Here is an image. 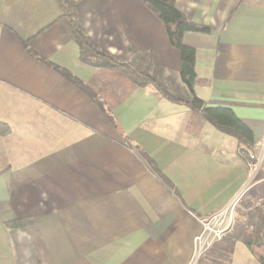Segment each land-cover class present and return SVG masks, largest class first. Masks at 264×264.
<instances>
[{"label": "crops", "instance_id": "obj_1", "mask_svg": "<svg viewBox=\"0 0 264 264\" xmlns=\"http://www.w3.org/2000/svg\"><path fill=\"white\" fill-rule=\"evenodd\" d=\"M174 2L211 27L184 34L196 48V94L207 108L232 109L256 144L201 115L190 131L187 104L81 61L58 0H0V121L9 126L0 135V264H194L202 218L238 197L236 216L264 210V0ZM77 8L100 49L148 72L155 52L158 79L188 97L180 51L145 0ZM54 65L89 82L107 110ZM16 219L30 224L6 225ZM241 245L231 264H259Z\"/></svg>", "mask_w": 264, "mask_h": 264}, {"label": "trees", "instance_id": "obj_2", "mask_svg": "<svg viewBox=\"0 0 264 264\" xmlns=\"http://www.w3.org/2000/svg\"><path fill=\"white\" fill-rule=\"evenodd\" d=\"M61 7V14L57 21L63 24L70 32L71 37L79 47V59L83 62L98 67H104L109 71L121 74L126 82L133 85L145 86L153 84L157 90L166 98L187 104L192 109L190 119V131L196 123V117L201 115L210 120L219 129L236 136L248 147L256 144L253 132L250 127L240 120L230 108H207L205 102L195 92L197 81L196 72V48L184 41V34L188 31L209 32L211 27L206 24L193 22L178 9L174 0H145L146 5L162 20L167 31L170 43L178 48L181 55L180 76L188 89V97L181 98L171 94L158 79L161 69L158 57L155 52L153 56V71L148 72L134 68L125 62L120 56L100 49L86 34L78 15V0H58ZM68 80L91 96L103 110L104 102L97 97L93 86L67 68L54 65ZM110 118H113L111 110L107 111ZM9 132V126L0 121V135ZM140 154L145 158L149 167L154 171L164 183L174 189L180 196V192L174 183L163 173L156 161L142 148L138 147ZM30 224L29 219H16L7 222L8 227H23ZM243 242L256 259L264 264V210L258 212L242 213L237 216L231 229L226 232L221 239L215 241L206 252L200 256L196 264H231V255L235 250L236 243Z\"/></svg>", "mask_w": 264, "mask_h": 264}, {"label": "built area", "instance_id": "obj_3", "mask_svg": "<svg viewBox=\"0 0 264 264\" xmlns=\"http://www.w3.org/2000/svg\"><path fill=\"white\" fill-rule=\"evenodd\" d=\"M256 166L257 162L251 163V170L254 171ZM239 199L240 197L236 198L225 209L218 211L206 218H202V232L196 237V243L198 247L196 261L215 241L221 239V237L231 229Z\"/></svg>", "mask_w": 264, "mask_h": 264}, {"label": "rangeland", "instance_id": "obj_4", "mask_svg": "<svg viewBox=\"0 0 264 264\" xmlns=\"http://www.w3.org/2000/svg\"><path fill=\"white\" fill-rule=\"evenodd\" d=\"M153 71V70H152ZM152 71H151V73H152ZM236 209H237V207H236ZM236 214H237V212L235 211V214H234V220L236 219ZM241 246H243V247H241L244 251H246L247 249H246V247H245V245H241ZM240 248V249H241ZM241 253V252H243V251H241V250H238V253ZM241 256V255H240ZM197 263V261L194 263V264H196ZM240 263L241 264H247V262H242V261H240ZM237 264V263H236ZM259 264H261V263H259Z\"/></svg>", "mask_w": 264, "mask_h": 264}]
</instances>
